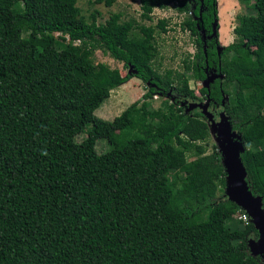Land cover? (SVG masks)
Returning a JSON list of instances; mask_svg holds the SVG:
<instances>
[{"label":"trees","instance_id":"obj_1","mask_svg":"<svg viewBox=\"0 0 264 264\" xmlns=\"http://www.w3.org/2000/svg\"><path fill=\"white\" fill-rule=\"evenodd\" d=\"M78 1L0 0V264H264L248 248L257 231L224 194L206 119L180 105L206 97L189 85L206 68L223 76L209 97H228L246 181L264 207V0H236L252 12L219 53L217 0H138L140 21L104 22ZM170 6L195 53L160 71L156 40L169 21L144 22ZM96 48L133 74L95 63ZM132 78L148 85L141 101L97 117ZM154 96L165 98L158 108ZM99 140L112 148L97 153Z\"/></svg>","mask_w":264,"mask_h":264},{"label":"rangeland","instance_id":"obj_2","mask_svg":"<svg viewBox=\"0 0 264 264\" xmlns=\"http://www.w3.org/2000/svg\"><path fill=\"white\" fill-rule=\"evenodd\" d=\"M95 0H80L77 6L80 8L81 14L88 18L91 13L98 12L100 22H104L113 13L121 14L122 20L135 19L140 21V8L138 0H115L114 4L107 7L104 3L96 4ZM250 8L241 5L236 0H217V20H218V40L219 47H225L234 41L233 29L237 25V18L239 16L251 13ZM160 19L169 21L167 33L157 36V45L159 50L158 63L160 71L167 69L180 70L182 60L187 55L195 53L194 38L190 36L189 32L182 30L180 24L185 19L184 14H178L174 7L170 6L166 10H154L152 21L144 22L146 25L154 26ZM60 48H66V44H60ZM95 63H103L110 68L119 69L122 75L133 74L131 69L123 68V64L116 62L110 58L103 50L96 48L93 56ZM205 71V70H204ZM190 88L198 94L199 88L202 86L201 82H190ZM144 83L136 78L130 79L126 84L122 85L116 90L111 91L110 97L103 102L99 109L95 111V115L101 119L112 121L119 116L127 107L136 101H141L142 96L147 91ZM239 96V94H238ZM162 97L153 98L152 106L158 108L163 101ZM205 103L203 99H200ZM210 110V109H209ZM85 138V134L77 137V141L81 142ZM208 153L211 152L212 146L218 148V140L214 129L210 131V139L208 140ZM112 146L106 140H99L96 144L97 153L108 152ZM190 160L191 158L188 157ZM220 195V194H218Z\"/></svg>","mask_w":264,"mask_h":264},{"label":"water","instance_id":"obj_3","mask_svg":"<svg viewBox=\"0 0 264 264\" xmlns=\"http://www.w3.org/2000/svg\"><path fill=\"white\" fill-rule=\"evenodd\" d=\"M217 25L218 21L216 20L213 23V32L210 38L218 35ZM197 28L199 29V26H197ZM217 50L219 53L221 48L218 46ZM216 79L223 80V76L218 74L215 70H209V74L206 73V79L202 82L203 88L207 90L205 103H188L185 101L180 105L181 107H186V113L199 110L201 115L206 119L210 131L211 129L215 130L218 140V152L221 155L222 164L226 174L224 194L229 201L236 204L241 211L249 216L251 224L258 233L257 240L248 241L249 251L252 256H260L264 260L263 202L261 197L254 196L249 190L246 181L247 172L241 159V154L244 152V145L240 134L232 129L229 115L225 110L228 97L222 93L220 104L215 105L216 108H219L218 119L215 117L214 113L209 110L210 103L212 102L209 97L210 85L214 83Z\"/></svg>","mask_w":264,"mask_h":264},{"label":"flooded vegetation","instance_id":"obj_4","mask_svg":"<svg viewBox=\"0 0 264 264\" xmlns=\"http://www.w3.org/2000/svg\"><path fill=\"white\" fill-rule=\"evenodd\" d=\"M207 36L205 37L204 36V40H205V42L207 41ZM209 70H212V69H209V67L208 68H206V70L204 71V74H209ZM218 80H220V79H218ZM207 96V95H206ZM204 101H206V97H204V99H203ZM212 102L210 103V106H209V109L214 113V115H215V117L218 119V110H219V108H216V104H220V103H217V102H215V101H213V100H211ZM199 102V101H198ZM221 102V101H220ZM198 112H200L199 110H197Z\"/></svg>","mask_w":264,"mask_h":264},{"label":"built area","instance_id":"obj_5","mask_svg":"<svg viewBox=\"0 0 264 264\" xmlns=\"http://www.w3.org/2000/svg\"><path fill=\"white\" fill-rule=\"evenodd\" d=\"M157 97H160V96H154V98H157ZM238 219L244 224V225H248L250 222V218L249 216L242 211V213L238 216Z\"/></svg>","mask_w":264,"mask_h":264}]
</instances>
